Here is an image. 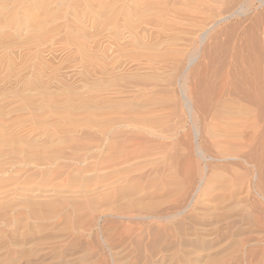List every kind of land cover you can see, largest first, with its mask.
<instances>
[{"label":"rangeland","instance_id":"obj_1","mask_svg":"<svg viewBox=\"0 0 264 264\" xmlns=\"http://www.w3.org/2000/svg\"><path fill=\"white\" fill-rule=\"evenodd\" d=\"M38 1L31 0L27 5V0H0V105L3 100L5 107L8 102L16 104L17 101L13 100L17 98L20 102L23 95L27 97L29 94L35 96L32 98L29 95L34 100L42 98L45 104L49 103L52 95H78L77 106L79 100L89 103L109 92H113L115 97L124 95L128 97L126 100L133 94L136 97L143 95V98L138 96L136 99L140 97L138 100L145 103V108L151 109L153 115L150 112L146 114L151 115L154 121L150 124L148 120H142L139 124L141 131L132 128L135 132L133 141L136 143L131 141L130 147L137 151L151 148L161 152L160 157L168 162L166 172L170 174L169 180H173L167 189L157 190L152 198L146 197L148 199L145 201L153 202V211L160 212L162 209L169 212L176 203L178 206L185 197L190 198L202 171L205 176L207 174L205 178L210 179H206L209 184L207 181L204 184L210 186L211 194H214L215 188L218 189L215 192L220 195L225 192V196L232 190L233 193L238 190L233 196L247 204L242 203L243 212L251 217L250 224L257 223V229H261L260 235H263L264 90L261 88L264 89V0H161L162 3H157L160 0H154L155 3L150 0L149 4H152L147 6L148 10L134 12L131 17L123 7L127 0H44L45 7L43 2ZM128 20L132 25L130 29L125 28ZM122 41L129 44L122 47ZM246 81H252L254 85ZM251 85L256 88L253 89ZM247 86L255 92L253 95L250 90L251 97H256L254 100L249 97L250 92L247 94ZM225 104H228L227 108L248 107V112H252L240 117V124L237 125L235 121L230 124L232 119L223 114L227 109L224 108ZM47 109L44 113L54 112L48 105ZM75 112L74 116L82 124L95 118L93 112L84 108L76 109ZM15 113L10 118L13 123L21 112ZM20 119L14 123L16 126L21 122ZM20 129H15V136L18 133V136H23V131L22 135L20 131L16 132ZM160 157L159 163L163 164ZM217 172L226 175L225 179L222 176L224 183L219 181L222 178L216 175ZM217 181L221 184L219 187ZM229 182L230 191L226 192ZM225 184L227 189L223 191ZM200 196V192L194 193V202L191 201L198 202ZM83 212L82 217H85L80 219L81 223L79 221L81 226L78 232H85L84 237L91 235L87 238L89 244L85 243L84 249H77L75 259L82 257L85 260L87 257V263L84 264H112L105 243L113 238L120 240L124 237L121 233L128 234L136 225L133 224V227L122 218L110 216L93 225L91 209L86 208ZM235 218V228L241 229V233H248H242L238 238L237 235L233 236L236 242L233 237H228V241L225 238L220 241L221 245L217 249L220 252L214 258L218 261H233L234 256L240 254L241 250L238 249H241V245H244L247 254L245 258L249 257L250 260L264 250V242L248 243L245 239L256 237L255 233L251 234L247 230L251 228L248 219L245 221L249 226L246 223L242 225L244 220H239V217ZM70 219L59 222L60 230L57 232L62 229L64 233L72 229L75 231V220L72 216ZM27 222L33 227L36 224L32 218H28ZM6 227L0 221V228ZM89 229L92 232L89 233ZM110 233L115 237L110 236ZM84 260L80 261L81 264ZM241 264H246V261H241Z\"/></svg>","mask_w":264,"mask_h":264},{"label":"bare ground","instance_id":"obj_2","mask_svg":"<svg viewBox=\"0 0 264 264\" xmlns=\"http://www.w3.org/2000/svg\"><path fill=\"white\" fill-rule=\"evenodd\" d=\"M121 1L123 2V0ZM149 1L127 0V3H124L123 7L127 9V13L131 17L134 12L144 11L148 5L152 4L151 2L149 4ZM151 1L154 2V0ZM27 2L28 5L31 3V0H27ZM38 2H43V7L46 6L44 0ZM109 2H112V0H109ZM159 2L161 0L157 3ZM111 4L113 5V3ZM128 21V26L125 25V28L128 27L130 29L132 25ZM122 43V47L129 44L124 42L125 44L123 45ZM255 79L257 80V78ZM256 80L253 82L254 84ZM246 83L248 82L246 81ZM252 88L250 89L251 91ZM250 90L244 92L248 94ZM261 90L264 89L261 88ZM112 93L109 92V94L96 98L89 103L86 100L83 102L79 100V106L76 105V100L79 96L77 95L75 97L70 94H65L60 97L52 95L47 104L44 103L42 98L40 100L38 97H36L38 98L37 100L31 99L30 96L33 98L34 95L30 94L27 97L23 95L25 98L22 96L23 98L21 97L20 102V99L18 100L17 98V100H13L15 102L17 101L18 104L17 102L16 104H13L14 102L11 104L9 102L8 104L5 103L7 104L6 107L3 105L5 100H3L4 102L1 100L3 106L0 105V221H3L9 229L7 227L8 230L0 228V264H81L84 259L78 257L83 260H79L78 258L76 260V251L80 248L84 249L85 243L88 242L87 238L90 237V232H92L89 229L90 234L86 237H84L85 235L83 233L85 232L83 230V233L78 232V227L81 226L79 221L81 223L83 217L86 216L85 214H88L87 211H85L86 213L83 212L86 208L91 209L93 212L90 213L92 214L93 225L98 224L104 217L107 219L108 216L118 219L122 218L127 223L129 222L128 224H132V226L133 224L136 225L135 227L133 226L134 228L131 232H129L130 230L128 231L130 234L128 232L126 235L125 233H121L124 237L120 238V240H116V238L106 239L108 244L105 243V247L110 251L112 264H162L163 261H167V264H241L243 260L246 261V264H264V250L257 257L250 260L248 259L249 257L245 258L247 254L244 250V245H241V249H238L239 251L241 250L240 254H236L237 256L233 255L234 260H231V262H221L220 260L214 259L220 252L217 251L221 245L220 241L235 235L238 238V236L248 233L245 232L246 228L245 233L242 232L243 234L240 231L241 229L238 230V228H235L237 220H233V218L236 219L235 217L237 216L239 220H244L242 225L245 223L248 224L245 221L246 219L248 221L251 219V217H247L245 212H243L242 203L244 202L241 199L239 201L237 196H233L234 193L235 195L238 193V190L234 193L232 192L233 190L230 191V182L227 186L229 190L226 191H230V193L228 192L226 196L224 195L225 192L224 194L221 192L223 189L219 191L223 196L215 192V187H213L215 188L214 194H211L209 192L210 186L208 187L209 181H207L210 179L208 177L205 178L207 174L205 176L204 172H198V181L193 188L190 198H187L189 200L185 197L186 200H182L186 202L180 201V205L178 206H176L178 204L176 203L174 205L175 209L173 210V206L169 212H165L162 209L163 212L161 210L160 212L153 211V208H155L152 205L153 202L151 203L145 200L148 199L146 197L152 198V194H155V192L157 194V190L167 189L171 184L170 182H173V180H169L170 174L166 172L168 162L160 157L161 152H156L154 149L151 150L150 148L145 151L140 148L141 151H137L132 150L133 148L131 149L130 147L131 141L136 143V141H133L135 132L132 128H137V131H141L139 129L140 122L142 120H148V123L151 124L153 120L151 115L153 114L150 112L151 109L145 108V103L139 101L140 97L138 98L139 100L136 99L141 95L136 97V94L135 96L133 94L129 100H126L128 97L124 95L122 97H115L113 96L114 93ZM115 94L117 95L118 93L115 92ZM249 95L250 98L253 97H251V92ZM142 96L141 98H143ZM254 98L252 99L254 100ZM47 105L53 109V113H44V110H48ZM227 105L225 104V107H223L226 109ZM80 108L93 112L95 118L86 124L78 122L77 117L74 115L76 113L75 110H79ZM15 111L21 112L18 114L21 119L20 117H16L18 120H21L17 124L19 129H21L16 130V132L20 131L21 134V131H23V136H18L19 133L16 136L14 135L16 134L14 132L15 129L18 128L14 123L18 120L13 123L10 118L13 113L16 114ZM248 111H250L248 107H239V109H236V107L231 108L229 106L225 112H222L223 114H227L228 119H232L230 124H234L232 123L234 121L236 124H240L242 122L240 117L246 114L248 115L249 113L251 114L252 111ZM146 113L151 115L148 116ZM237 125L236 127L238 128ZM231 142L235 143L233 141ZM228 151L226 153H230ZM159 157L163 160V164L159 163ZM223 157H226V155ZM216 159L218 158L216 157ZM216 175L222 178L221 180L218 178L219 181L223 180L222 176H224V179L226 177V175L218 172ZM213 177L210 178L213 179ZM205 181L208 182L207 186L204 184ZM223 181L222 183H224ZM220 185L219 183L218 187ZM227 188L225 187L223 191ZM197 192H200L201 196L197 199L198 202L193 203L194 193ZM82 212L85 215L83 217ZM71 216L75 220V231L74 229L70 231L65 230L66 232L64 233L62 232L64 229H62L57 232L58 229L60 230L59 222L68 221ZM28 218H32L33 223H36L34 227L31 224V220V223L27 222ZM89 219H91L90 216ZM89 219L87 222L89 221L90 223ZM89 223L88 226H90ZM238 223L240 224V222ZM250 223L252 222L249 221ZM82 224L84 226L83 222ZM250 227L247 230H250L249 232L251 234L252 232L255 233L254 236L256 237L251 239L246 237L247 242L263 243L264 234L260 235L261 229L260 231L257 229V223L250 224ZM124 228L126 229L125 226ZM125 229L123 230L126 231ZM110 236H112L111 233ZM238 240L242 241L240 238ZM237 247L235 251H237ZM210 250L214 251L211 252ZM86 255L89 256L88 253ZM235 257L237 258L236 260ZM85 260L82 264L87 263ZM90 260H88V263ZM78 261L81 262L78 263Z\"/></svg>","mask_w":264,"mask_h":264}]
</instances>
